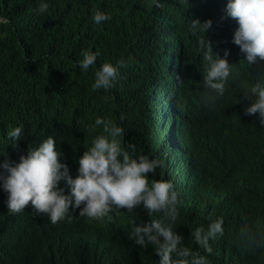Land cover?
Segmentation results:
<instances>
[{
	"label": "trees",
	"instance_id": "obj_1",
	"mask_svg": "<svg viewBox=\"0 0 264 264\" xmlns=\"http://www.w3.org/2000/svg\"><path fill=\"white\" fill-rule=\"evenodd\" d=\"M40 2L0 0V16L9 20L0 24V163L52 137L60 162L72 165L82 143L94 139L87 126L111 120L124 129L122 147L135 145L137 155L163 161L149 176L173 184L175 230L185 246L211 262L218 254L214 264H264V247L250 252L236 242L245 219L264 230V126L258 113L244 114L243 94L264 84V61L247 64L232 43L239 25L220 19L229 0H158L159 8L157 0H47L49 9L39 13ZM97 11L111 19L95 23ZM195 19L213 22L205 36L214 53L229 52L232 65L221 106L212 112L202 109L198 72L206 63L197 51L200 34L189 28ZM85 51L97 54L88 71L76 64ZM121 59L126 67L115 86L94 90L95 71ZM15 127L23 128L16 150L8 137ZM7 198L0 187V264H155L125 237L134 216L125 209L109 213L110 221L79 215L62 225L36 215L31 204L12 213ZM209 215L224 219L210 255L191 237L207 227Z\"/></svg>",
	"mask_w": 264,
	"mask_h": 264
},
{
	"label": "clouds",
	"instance_id": "obj_2",
	"mask_svg": "<svg viewBox=\"0 0 264 264\" xmlns=\"http://www.w3.org/2000/svg\"><path fill=\"white\" fill-rule=\"evenodd\" d=\"M155 6L162 7L158 0ZM49 7L47 0H41L37 11L44 13ZM224 11L226 17L222 16L221 20L232 18L239 25L232 43L245 55L247 64L256 63L257 58L264 61V0H229ZM110 19L111 16L99 11L93 16L97 24ZM7 23L8 18L0 16V24ZM212 24L211 20L201 22L199 19L189 23L192 34H200L196 41L197 51L202 53L206 63L205 70L198 72V82L204 91L202 109L205 112L220 108L232 70L227 60L229 52L225 51L224 56L214 53L212 42L205 36ZM96 59V53L85 51L76 64L82 71H88ZM122 67H126L123 59L116 64L104 62L94 73L93 89L111 90ZM243 94L247 100L244 114L258 113L260 125L264 126V84L257 82L250 92ZM98 126H102V134H96ZM87 129L94 134V139L87 145L82 143L72 165L64 158L60 162L62 152L52 137L38 145L29 143L27 149L21 150L15 158H5L0 163L4 170V174H0V187L8 194V210L20 213L31 204L36 215H47L52 224L62 221L64 225L79 220V215L90 219L106 217L110 221L112 216L109 213L125 209L134 214L125 237L133 247L148 250L155 264H214L218 254L211 262L199 250L185 246L184 238L175 230L179 201L173 184L149 176L163 167V161L155 155H147L155 159L137 155L135 145L122 147L119 138L124 129L111 120L98 118ZM22 132V127H15L8 133L14 150L18 148ZM63 188L69 194L66 195ZM138 208L142 209L135 213ZM157 213H162V217L157 219ZM207 219V227L195 228L191 237L210 255L213 252L210 241L223 235L224 219L211 215ZM236 242L250 252L264 247V230L251 226L245 219Z\"/></svg>",
	"mask_w": 264,
	"mask_h": 264
},
{
	"label": "bare ground",
	"instance_id": "obj_3",
	"mask_svg": "<svg viewBox=\"0 0 264 264\" xmlns=\"http://www.w3.org/2000/svg\"><path fill=\"white\" fill-rule=\"evenodd\" d=\"M101 219V218H100ZM103 220V219H102Z\"/></svg>",
	"mask_w": 264,
	"mask_h": 264
}]
</instances>
